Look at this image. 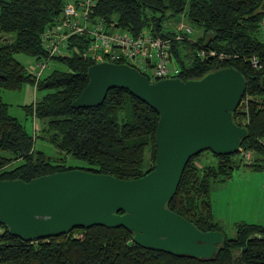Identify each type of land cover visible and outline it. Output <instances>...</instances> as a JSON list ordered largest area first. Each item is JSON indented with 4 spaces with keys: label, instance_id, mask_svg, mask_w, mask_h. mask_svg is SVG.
<instances>
[{
    "label": "trees",
    "instance_id": "1",
    "mask_svg": "<svg viewBox=\"0 0 264 264\" xmlns=\"http://www.w3.org/2000/svg\"><path fill=\"white\" fill-rule=\"evenodd\" d=\"M66 1L0 0V31L13 33L11 40L0 41V92L2 88H20L26 81L37 90H46L34 101L23 104L24 110L39 118L43 137L60 151L83 159L85 164L66 166L64 156L52 158L35 148L33 135L9 113V103L0 93V179L29 180L70 167L119 178L140 176L154 166L158 112L124 87L109 88L98 105H71L88 80V65L94 62L80 54L88 44V35L72 34L65 51L48 58L63 61L67 69L54 67L41 73L37 80L15 56L17 52L36 60L47 56L42 31ZM167 9L183 13L188 22L202 31L196 37L189 33L172 41L173 60L180 77L198 78L227 65L245 75V90L233 120L247 127L240 145L251 149L253 158L246 164L264 170V89L260 83L264 72V36L260 30L264 0H96L91 17L115 21L119 28L133 35L143 28L169 35L172 30L162 31ZM201 49L206 53L214 49L216 54L202 56ZM220 52L226 55L219 57ZM253 55L259 60L258 66L250 62ZM201 151L188 158L168 206L201 230L223 231L224 239L212 256L176 254L144 246L124 226H76L66 233L25 240L0 223V263L233 264L234 258L239 257L242 264H264V223L236 221L235 234L228 236L213 215L211 182L231 176L238 165L234 152H213L215 156L211 157L216 161L208 163Z\"/></svg>",
    "mask_w": 264,
    "mask_h": 264
},
{
    "label": "water",
    "instance_id": "2",
    "mask_svg": "<svg viewBox=\"0 0 264 264\" xmlns=\"http://www.w3.org/2000/svg\"><path fill=\"white\" fill-rule=\"evenodd\" d=\"M86 72L88 80L72 106L98 105L109 88L124 87L158 112L154 166L133 178L80 167L29 180L1 178L0 223L25 240L66 233L76 226H124L144 246L212 256L224 239L223 231L201 230L169 208L168 201L190 156L204 149L236 152L247 135V127L233 120L245 75L227 65L198 78L151 80L132 64L110 60L95 61ZM260 83L264 89V72ZM233 264L242 261L235 257Z\"/></svg>",
    "mask_w": 264,
    "mask_h": 264
},
{
    "label": "built area",
    "instance_id": "3",
    "mask_svg": "<svg viewBox=\"0 0 264 264\" xmlns=\"http://www.w3.org/2000/svg\"><path fill=\"white\" fill-rule=\"evenodd\" d=\"M95 2L96 0L66 1L53 22L44 28L42 39L47 56L37 59L32 66L30 72L35 80L39 78L47 65L48 58L55 53H63L69 44V37L75 33L86 34L90 37L87 46L80 54L89 57L94 62L123 61L138 68L139 57H141L145 62H151L154 79L179 76V67L172 55V41L189 34L192 31L191 26L179 21L169 35L152 33L148 28H143L138 34L133 35L128 30L119 28L115 21L106 22L98 16L92 18L91 11ZM260 30L264 36V17L260 20ZM146 42L149 43V48ZM75 48L77 49L76 45ZM199 53L202 56L216 54L214 49L208 50L207 53L201 49ZM225 55L222 52L218 54L219 57ZM147 56L148 59H146ZM250 62L254 66L260 64L255 55L250 57ZM33 124L36 128L37 125ZM237 151L247 159V162L252 160L253 151L251 149L239 145Z\"/></svg>",
    "mask_w": 264,
    "mask_h": 264
},
{
    "label": "rangeland",
    "instance_id": "4",
    "mask_svg": "<svg viewBox=\"0 0 264 264\" xmlns=\"http://www.w3.org/2000/svg\"><path fill=\"white\" fill-rule=\"evenodd\" d=\"M182 21L192 27L190 32L191 37H196L201 34L195 24L186 20L183 13H173L168 9L164 11L162 20V31H169L175 28V25ZM13 33L0 31V41L11 40ZM15 56L26 66L30 71L32 66L36 63L35 57L17 52ZM138 68L145 73L150 79H154L152 75L151 62H145L139 57ZM54 67L67 69V65L56 58H51L47 62V66L42 71L46 74ZM46 90H37L33 83L26 81L20 88L1 89V97L9 103L8 111L15 115L33 135V145L35 148L42 149L45 154L56 158L64 156V163L66 166L83 165L85 161L71 153H64L58 147L43 137L42 131L39 129L41 121L30 113H26L23 104L34 101L35 98L42 95ZM37 128H34V123ZM202 158H207L206 162H214L216 158L210 149L201 151ZM234 159L238 160V165L233 168L231 176L222 180H213L210 186V193L212 199V211L214 218L223 227L226 235L233 236L235 234L234 223L236 221L245 220L252 222L264 223V170L253 169L247 165V159L243 157L238 151L234 152ZM58 159V158H57ZM2 227L0 226V230ZM5 264V263H0Z\"/></svg>",
    "mask_w": 264,
    "mask_h": 264
}]
</instances>
